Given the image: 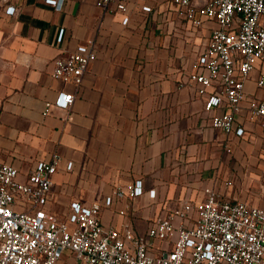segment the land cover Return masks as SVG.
Returning a JSON list of instances; mask_svg holds the SVG:
<instances>
[{
  "label": "crops",
  "instance_id": "crops-1",
  "mask_svg": "<svg viewBox=\"0 0 264 264\" xmlns=\"http://www.w3.org/2000/svg\"><path fill=\"white\" fill-rule=\"evenodd\" d=\"M61 1L57 9L46 0H0V162L13 164L26 181L39 161L59 154L46 210L63 221L73 202H101L105 226L145 234L157 214L184 200L201 202L207 187L264 208V131L248 110L264 95L259 68L235 114L242 136L214 128L204 110L207 95L181 85L216 22L196 28L170 0H123L126 11L118 0L107 8L98 0ZM90 43L97 58L80 88L52 76L57 56ZM62 91L76 93L69 118L47 105ZM138 180L144 192L133 196ZM74 259L66 252L57 264Z\"/></svg>",
  "mask_w": 264,
  "mask_h": 264
},
{
  "label": "built area",
  "instance_id": "built-area-1",
  "mask_svg": "<svg viewBox=\"0 0 264 264\" xmlns=\"http://www.w3.org/2000/svg\"><path fill=\"white\" fill-rule=\"evenodd\" d=\"M46 1L62 6L61 0ZM98 1L107 8L112 0ZM170 1L177 16L196 28L206 20L216 22L195 70L181 85L191 84L199 96L207 95L204 110L214 128L242 136L244 128L234 126L235 114L257 68V84L264 92V0ZM117 8L126 11L127 4L118 0ZM5 12L14 14L15 7L7 5ZM64 34L61 29L58 43ZM96 58L93 43L65 50L55 59L52 76L80 88ZM75 98L76 93L62 91L47 105L65 109L69 118ZM248 110L264 131V95L250 100ZM59 159L54 153L39 161L26 181L18 179L13 164L0 162V264H57L66 252L74 255L73 264H264V208L225 199L211 187L201 202L184 200L157 214L145 234L130 226H105L101 202H73L67 219L58 220L46 205ZM143 192L142 180L130 186L133 196ZM116 194L124 191L118 187ZM112 202L109 196L104 205Z\"/></svg>",
  "mask_w": 264,
  "mask_h": 264
}]
</instances>
